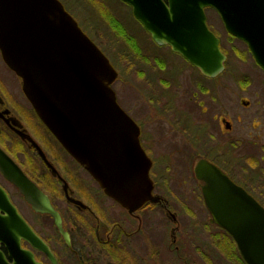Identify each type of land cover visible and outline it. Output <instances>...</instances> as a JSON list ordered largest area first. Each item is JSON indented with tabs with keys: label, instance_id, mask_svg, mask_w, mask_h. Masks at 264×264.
<instances>
[{
	"label": "water",
	"instance_id": "water-1",
	"mask_svg": "<svg viewBox=\"0 0 264 264\" xmlns=\"http://www.w3.org/2000/svg\"><path fill=\"white\" fill-rule=\"evenodd\" d=\"M122 1L157 44L170 45L213 78L225 70L227 59L208 26L206 8H214L264 69V0ZM0 50L22 77L44 123L108 195L131 212L160 200L152 193L153 161L141 144L139 126L112 88L118 72L61 0H0ZM0 169L34 209L51 214L63 231V218L50 198L2 147ZM195 170L205 182L211 222L230 232L247 263L264 264V206L210 161L199 160ZM23 239L58 262L0 185V264H45Z\"/></svg>",
	"mask_w": 264,
	"mask_h": 264
},
{
	"label": "flooded vegetation",
	"instance_id": "flooded-vegetation-1",
	"mask_svg": "<svg viewBox=\"0 0 264 264\" xmlns=\"http://www.w3.org/2000/svg\"><path fill=\"white\" fill-rule=\"evenodd\" d=\"M124 5L131 8L126 3ZM131 12L133 14L132 8ZM121 26V30L126 32L125 27ZM209 27L219 37L221 50L227 55L226 70L233 57L232 51H239L236 47L237 43L234 44V41L243 43L247 47L246 51L253 57L245 42L226 30L229 37L227 42L230 46L226 48L224 44L226 40L213 26L209 24ZM144 30L159 49L153 50L149 44L145 43L146 48L139 40L135 42L138 49L147 53L143 56L145 60L140 61L138 57L131 59L132 62H136V64L138 62V65L143 66L142 72H139V75H134L136 82L133 84L136 88L135 97L137 95V98L141 99H139L140 105L136 104L140 118L125 109L120 103V95L113 86L120 80L122 73L111 62L118 71L119 77L112 84L116 98L120 106L135 119L139 126L142 146L153 161L150 169L154 182L152 192L155 196H160V200L157 202L147 201L144 206L134 212L108 195L85 165L80 164L74 155L61 144L49 126L44 123L40 114L37 113L34 104L24 91L22 77L5 62L0 51V147L50 198L54 208L60 212L63 218V231L58 229L51 214L34 209L32 204L25 199L20 188H17L9 178H6L1 169L0 184L7 190L18 210L20 209L12 198L10 189H7L8 185L14 187L21 194L35 214H38V217L45 216L53 219L54 233L52 235L43 233L20 210L25 220L41 238L46 240L57 257L58 262L53 263L45 251L36 249L28 241L22 240L23 246L35 252L36 258L45 264H189L186 247L183 245L182 235L179 234V213L172 210L169 199L160 192L162 185L159 178L161 180V177L165 176H161V172L156 170L161 163L157 160L155 153H161L164 144L157 143L155 137L162 139V143H165V134L161 135V129L159 126H155L152 120L141 121L142 108H145L144 102L149 104L152 110L156 109L154 115L164 116V118H155L157 121L169 125L168 122L173 120L174 123L172 128L170 127V131L178 132L179 136L188 140L186 152L189 154V159L194 160L197 156L195 163L191 166L194 170L192 180L198 183L197 190L201 191L206 208L203 191L205 182L197 178L195 170L201 159H206L222 169L230 179L247 189L264 205V184H262L264 166L260 167L259 159L254 156L243 157L246 137L242 135L239 125L241 115L238 113V104L233 103L232 98L225 99L227 96H237L242 89L246 92L251 85L249 81L252 77L240 78L241 81H237L240 84L238 87L240 90H236L235 81L219 80L226 70L215 78L204 75L199 67L180 53L173 51L171 46L157 44L151 34L145 28ZM90 38L100 47L96 39L91 36ZM161 48H170L185 61V65L177 68L169 56L163 54ZM101 50L104 52L102 48ZM121 61L124 63L123 59ZM256 65L264 74V70L257 63ZM129 74L131 75V73ZM205 77L215 82H204L203 78ZM221 89L225 91H221ZM222 95H225L224 99ZM179 96L182 98L181 105L178 102ZM145 97L150 101L144 100ZM240 100L247 108L252 106L249 98L244 99L242 96ZM171 102L176 103L180 110L182 109L185 114H188L186 117L189 118V121L192 118V125H196L194 126L195 130L189 129V126L183 128L178 118L171 117V107L169 106ZM146 124L153 126L150 129L152 134L144 133V130H147ZM257 127L259 128L260 125ZM144 134L145 138L143 139ZM148 139L152 141L151 150H148L146 145V142H149ZM255 139L257 140L258 137L256 136ZM261 148L264 151V145ZM261 157V160L264 161L263 153H261ZM250 159H252L251 162ZM262 163L264 164V162ZM162 169L163 173L167 172L165 168ZM157 209H160L161 212L160 219L148 214ZM210 215L212 216L211 212ZM169 222L172 224L171 226ZM220 229L231 236L223 227ZM212 238L216 241L212 242L213 247H218L219 243L215 236ZM233 242H235L234 239ZM235 245L240 253L236 242ZM1 249L7 253L4 244ZM212 250L214 248L210 247L205 251L210 253ZM193 252H197L204 260H208L207 262L212 261L214 264L216 262V256L212 258L211 255L200 249ZM235 252L234 246L231 253ZM228 253L229 257H234L230 251ZM207 257L212 259L209 260Z\"/></svg>",
	"mask_w": 264,
	"mask_h": 264
},
{
	"label": "rangeland",
	"instance_id": "rangeland-1",
	"mask_svg": "<svg viewBox=\"0 0 264 264\" xmlns=\"http://www.w3.org/2000/svg\"><path fill=\"white\" fill-rule=\"evenodd\" d=\"M61 1L68 11L76 18L86 33L96 39V42L98 41L97 43L108 55L115 67H118V70H120L122 74L120 80L113 87L120 95L119 101L125 109L140 118V113L136 109V104L140 105V98H137V95L135 97L136 88L133 84L136 82V77L134 75H139V72H142L143 66L138 65V62L137 64L136 62H132L131 59L138 57L140 61L142 59L145 60L143 56L147 53L144 50L141 51L142 49H138L135 42L139 40L142 46H145V43H147L153 50L159 48L153 44L149 35L147 36L142 24L135 18L134 14H132L131 8L124 5L121 0ZM207 15L209 24L213 26L227 42L229 37L218 12L209 8L207 9ZM121 25L125 27L126 32L121 30ZM226 42H224L225 47L229 48L230 46L228 42ZM236 43V47L239 51H232V60L225 74L221 76L219 80L235 81L237 84L236 90H240L238 88L240 84L237 81L240 82V78H247V76L252 77L250 81L248 80L251 82V85H249L246 92L242 91V89L238 92L237 96H227L225 99L232 98L233 103L238 104V113L241 115L239 125L241 126L242 135L246 137V141H244L245 153L243 152V157L254 156L258 158L260 167H262L264 166L262 163L264 161L261 160V153L264 154L261 148L262 145H264V74L263 71L257 67L251 54L246 51L247 47L239 41H234V44ZM121 52H123L124 55L121 54ZM162 52L169 56L170 60L174 62L177 68H181L185 65V61L177 55V53L171 51L170 48L162 49ZM122 59L125 64L121 61ZM129 73H131V75ZM203 81H209V83L215 82L207 77L203 78ZM184 83H186V81H184ZM221 91L225 90L221 89ZM16 92L21 94L19 91ZM242 96L244 99L249 98L252 106L247 108L240 100ZM222 97L224 99L225 95H222ZM145 98L144 100L150 101L147 97ZM178 102L180 105L182 104V98L180 96L178 97ZM169 106L171 107L172 118H178L183 128L189 126V129L195 130L194 126L196 125H192V118L189 121V118L186 117L187 113L185 114L182 109L180 110V108L176 106V103L171 102ZM144 107L146 109L142 108L141 121L152 120L153 124L159 126V129H161V135L165 134V143H162V139L155 137L157 143L164 144L162 147L163 151L161 153H155L157 160L161 163L160 167L156 168V170L161 172V176H165H162L161 180L159 178V182L162 185L160 192L167 196L171 203L172 210L179 213V234L182 235L183 245L186 247V255L188 256L189 264H214L212 261L207 262L208 260H204L197 252H193L200 249L207 253L205 250L210 247L214 248V250L207 254L211 255L212 258L213 256L217 257L215 264H246L242 259L241 253L239 254L237 252V247L232 237L222 231L215 223L210 222L211 215L202 200L201 191L197 190L198 183L192 180L194 170L191 166L195 163L197 156H195L194 160L189 159V154L186 152L187 145L189 144L188 140L179 136L178 132L170 131V127L172 128L174 123L173 120L168 122L169 125L163 122L160 123L155 118H164V116L161 114L154 115L153 113L156 112V109L152 110L146 102H144ZM146 125L147 130H144V133L147 132V134H152L153 132H151L150 129H152L153 126L151 124ZM258 125H260L259 128L257 127ZM256 136L258 137L257 140L255 139ZM144 138L145 134L143 135V139ZM148 140L149 142H146V145L148 150H151L152 141L150 139ZM244 161L248 163L247 160L244 159ZM249 161L251 162L252 159ZM162 168H165L167 172L163 173ZM168 168H170V172ZM262 177L264 178L263 175ZM262 184H264V180ZM7 189H10L12 198L15 200L18 208L22 210L27 219L30 220L38 230L51 235L54 233L53 219L45 216L38 217V214H35V211L26 203L25 199H23L21 194L14 187L8 185ZM160 213V209H157L148 214L153 217L157 216V219H160ZM169 224L170 226L172 225L170 222ZM213 236H215V239L221 247L219 244L218 247H213L212 242H216L213 240ZM234 246L236 252L232 254L231 251ZM229 251L234 257L228 256ZM212 258L207 257L209 260Z\"/></svg>",
	"mask_w": 264,
	"mask_h": 264
},
{
	"label": "trees",
	"instance_id": "trees-1",
	"mask_svg": "<svg viewBox=\"0 0 264 264\" xmlns=\"http://www.w3.org/2000/svg\"><path fill=\"white\" fill-rule=\"evenodd\" d=\"M237 252H238V249H237ZM239 253V252H238ZM240 254V253H239ZM242 256V255H241ZM242 259H243V257H242ZM243 261H244V259H243ZM244 263H246V261H244ZM246 264H248V263H246Z\"/></svg>",
	"mask_w": 264,
	"mask_h": 264
}]
</instances>
